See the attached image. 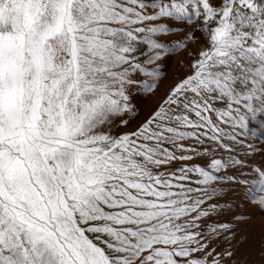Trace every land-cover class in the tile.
Masks as SVG:
<instances>
[{
	"label": "snow or ice",
	"instance_id": "1",
	"mask_svg": "<svg viewBox=\"0 0 264 264\" xmlns=\"http://www.w3.org/2000/svg\"><path fill=\"white\" fill-rule=\"evenodd\" d=\"M256 139L264 0H0V264H246L243 215L212 218L264 193Z\"/></svg>",
	"mask_w": 264,
	"mask_h": 264
},
{
	"label": "rangeland",
	"instance_id": "2",
	"mask_svg": "<svg viewBox=\"0 0 264 264\" xmlns=\"http://www.w3.org/2000/svg\"><path fill=\"white\" fill-rule=\"evenodd\" d=\"M168 39L174 42L175 37H169ZM169 57L166 62H162L161 79L153 93L144 92L140 86L133 90L135 112L130 117L131 122L128 127L121 129L122 131L135 129L146 118L181 71L183 61L187 59L182 49L175 53H169ZM250 142L254 143L257 148L264 144V141L260 139ZM255 159L258 163L262 157L257 154ZM247 175L251 177L253 174L248 173ZM250 190V184L240 187L233 186L232 190L225 187L222 195L217 198L221 214L218 217H213L212 220L226 221L233 213L242 214L244 222L239 227L245 230L249 236V242L241 245L237 258L245 261L246 264H261L260 240L262 234H264V208L256 207L255 205L258 204L260 197L264 196V193L257 191L251 198H245V192ZM249 217H252V219H249Z\"/></svg>",
	"mask_w": 264,
	"mask_h": 264
}]
</instances>
